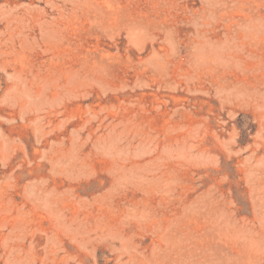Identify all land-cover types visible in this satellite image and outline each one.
I'll list each match as a JSON object with an SVG mask.
<instances>
[{
	"label": "rangeland",
	"instance_id": "374dc122",
	"mask_svg": "<svg viewBox=\"0 0 264 264\" xmlns=\"http://www.w3.org/2000/svg\"><path fill=\"white\" fill-rule=\"evenodd\" d=\"M0 264H264V0H0Z\"/></svg>",
	"mask_w": 264,
	"mask_h": 264
}]
</instances>
